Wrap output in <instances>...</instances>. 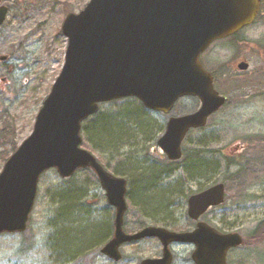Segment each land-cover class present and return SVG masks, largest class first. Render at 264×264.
<instances>
[{
    "label": "rangeland",
    "instance_id": "1",
    "mask_svg": "<svg viewBox=\"0 0 264 264\" xmlns=\"http://www.w3.org/2000/svg\"><path fill=\"white\" fill-rule=\"evenodd\" d=\"M87 1L3 0L9 11L0 26V56L7 55L4 63H0V129L5 124L12 127L16 146L30 134L41 103L61 70L66 47L61 23L68 12L80 11ZM240 40L249 42V51H245L246 44L238 43ZM233 46L238 47L237 56L249 63L245 75L231 71L235 57ZM204 61L215 71L218 91L227 97V103L205 127L187 134L182 144L186 152L184 160L172 166L174 171L156 180L162 192L159 194L161 203L166 205L157 210L158 215L153 214V209L140 206L138 201L151 204L141 194L136 193L134 197L132 190L129 194L132 200L126 194L123 227L127 233L145 225L180 231L193 228L186 214L188 196L224 180H228L224 203L209 210L202 219L221 232L237 231L246 239H250L249 234L264 220V12L234 40L230 38L213 44ZM9 64L13 65L11 70ZM124 103H104L96 115L117 111ZM197 104L196 98H181L169 115L190 113ZM146 113L152 122L147 136L135 127L136 121L123 119L120 121L123 126L134 133L130 141H123L111 150L104 147L107 150L100 153L89 147L82 133L81 147L90 151L112 174L116 171L127 174L133 185L132 175L140 174L133 172L134 168L153 164L164 167L160 150L152 148H156L155 140L163 132L167 116L149 110ZM3 147L8 148L7 145ZM223 153L231 159H242V166L228 164L229 168L225 169L226 161L218 157ZM192 160L201 165L199 174L190 179L182 169ZM2 164L0 160V166ZM72 192L79 193L77 201L82 212L76 213L77 218L73 219L86 223L72 229L81 236L86 235L83 240H88V244L69 259H57L50 248L51 225L64 205L62 196L68 198L71 195L67 194ZM113 215L114 209L107 203L104 191L90 171L78 170L70 178L63 179L50 169L39 179L26 230L21 234L0 235V264H138L141 259L160 256L161 245L152 238L122 245L119 262L104 256L100 248L112 235ZM152 216L159 221H153ZM193 248L191 244L173 245V264H191ZM227 258L229 264H264V238L234 249Z\"/></svg>",
    "mask_w": 264,
    "mask_h": 264
},
{
    "label": "water",
    "instance_id": "2",
    "mask_svg": "<svg viewBox=\"0 0 264 264\" xmlns=\"http://www.w3.org/2000/svg\"><path fill=\"white\" fill-rule=\"evenodd\" d=\"M260 0H89L77 13L66 14L61 33L67 39L64 63L42 101L30 134L0 170V234L26 229L40 175L56 169L61 178L89 168L114 208L113 235L100 249L118 262L120 247L157 238L158 258L138 264H171L172 243L192 244L193 264H227L226 254L241 245L237 232L220 233L199 220L210 207L223 203L225 188L216 183L187 198L191 231L145 226L134 233L123 229L126 180L107 171L81 147V123L98 105L136 97L152 110L168 113L181 97H197L200 106L170 117L156 143L169 160L181 157V143L190 129L206 124L225 98L214 89L199 56L211 42L250 25ZM7 7L0 5V25ZM6 56H0L4 60ZM246 69V64L240 66Z\"/></svg>",
    "mask_w": 264,
    "mask_h": 264
},
{
    "label": "trees",
    "instance_id": "3",
    "mask_svg": "<svg viewBox=\"0 0 264 264\" xmlns=\"http://www.w3.org/2000/svg\"><path fill=\"white\" fill-rule=\"evenodd\" d=\"M4 63V62H0ZM13 66L8 65V69L11 70ZM1 80H4L2 78ZM134 100V101H133ZM136 101V103H135ZM115 103L118 102H126L121 107H118L117 111H110L107 113H100L99 115H96L98 113H95L91 117H89L87 120H85L82 123V133L84 134V139L86 140L87 144L90 148L99 151L100 153H103L104 150L106 151L104 147L111 150L112 148H115L117 144L123 143V141H130L134 135V133L128 128H125L123 124L120 122L123 119L130 121H136L134 124L135 127H138L140 130V133L144 134V137L149 134V125H151V120L146 116L147 109L140 104V102L134 98H125L120 100L112 101ZM87 122V123H86ZM151 122V123H150ZM86 123V124H85ZM14 130L12 127L8 124H5L0 129V160L1 162H4L6 158L16 149V145L14 143ZM150 138V137H149ZM157 140V139H156ZM156 140H155V147L152 148V150H158L156 146ZM8 146L7 149H4L3 146ZM186 155V152L182 150V156L179 160L176 161H169L163 154L160 155L163 163V168L158 167L157 164H153L151 166H143L138 167L137 169L134 168L133 172L136 171V173H140L138 175H132V177L135 179L134 184L132 185L130 183V180L125 173H120L118 171L115 172L116 176L122 177L126 180L127 184V195L130 200L131 196L129 194L134 191V197L136 193L141 194V196L149 201H151V204H143L140 201L138 203L140 204L143 209H153V214H157L158 209L164 208L163 202L161 203V197L159 194L162 195V192L159 190L158 185L155 183L156 180L159 181L161 175H165L168 172L174 171V167H172L174 164L180 162L181 160H184L183 157ZM219 158H223V160L226 161L225 163V169H228L229 166L235 165L238 167H241L243 162L240 158H228V155L223 153L222 155H218ZM201 164L190 161L184 165V172L186 175L190 177V179L196 177L195 174H199V167ZM2 166V165H1ZM0 166V168H1ZM204 169V168H203ZM207 167H205L204 170H206ZM91 172L89 169H85ZM189 172V173H188ZM93 174V173H92ZM94 175V174H93ZM201 175V174H200ZM95 176V175H94ZM70 178V177H69ZM68 179V178H66ZM228 180H224L227 182ZM130 183V184H129ZM227 191V189H226ZM228 193V191H227ZM67 195H71L70 197L66 198L62 196V207L60 208L59 212L57 213L54 221L52 222L51 227L53 228V233L51 238L49 239L50 248L51 251L54 253L55 257L57 259H69L72 256H75L81 249L82 246H85L88 244V240H83L86 235L81 236L76 229L79 228V226L86 225L82 222V220H76L73 218L76 217V213H82L80 211L81 207L77 201V198L79 196V193L72 192L68 193ZM156 205V207L154 206ZM153 221L158 220L156 216L151 217ZM57 219V220H56ZM160 221L164 222L160 219ZM167 222V221H166ZM109 228L111 229V226L109 224ZM110 232V231H109ZM112 235H113V222H112ZM111 235V237H112ZM249 238L244 237L243 246L248 245L252 242V240L259 241L261 238H264V220L259 222L257 226L255 227L254 231L249 234ZM61 237V241H59V238ZM110 237V238H111ZM252 239V240H251ZM53 241V243H52ZM103 241V240H102ZM78 242V243H77ZM100 243V242H99ZM94 244V243H93ZM97 244V243H95ZM78 246V247H77ZM73 255H71L74 251ZM70 255V256H68ZM62 256V257H61Z\"/></svg>",
    "mask_w": 264,
    "mask_h": 264
},
{
    "label": "flooded vegetation",
    "instance_id": "4",
    "mask_svg": "<svg viewBox=\"0 0 264 264\" xmlns=\"http://www.w3.org/2000/svg\"><path fill=\"white\" fill-rule=\"evenodd\" d=\"M263 1L264 0H260V9H259V11H258V14L256 15V17H255V20H254V22L258 19V17H260L261 16V14L264 12V10H263ZM9 8V7H8ZM246 28V27H245ZM245 28H242L241 30H239L238 32H236L235 34H233L232 36H229V37H227V38H224V39H221V40H217V41H214L213 43H211L209 46H208V48L200 55V57H199V59H200V62H201V64H202V66L212 75V77H213V81H214V85L217 87V85H218V79L216 78V76H215V71L214 70H210L207 66H206V64H205V61H204V57H205V55L207 54V52H208V50H209V48L213 45V44H215V43H217V42H219V41H223V40H225V39H232V40H234V38H236L238 35H239V33L241 32V31H243ZM238 43H240V44H246L245 45V51H249L250 50V46H249V42L248 41H245V40H240V41H238ZM233 45H235V43L233 44ZM233 49H234V54H233V56H235L234 57V60H233V62H232V73L233 74H236V75H245V73H246V71H247V69H248V67H249V63H248V61L244 58V57H242V56H237V46H233L232 47ZM246 64V69H241L240 68V66H242V65H245ZM173 260H174V255H173ZM173 260H172V264H173ZM227 263L229 264V262H228V259H227Z\"/></svg>",
    "mask_w": 264,
    "mask_h": 264
}]
</instances>
